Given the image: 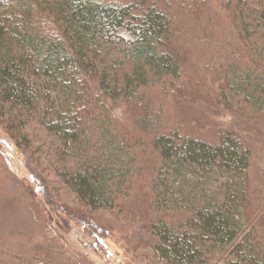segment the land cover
<instances>
[{
    "label": "trees",
    "instance_id": "1",
    "mask_svg": "<svg viewBox=\"0 0 264 264\" xmlns=\"http://www.w3.org/2000/svg\"><path fill=\"white\" fill-rule=\"evenodd\" d=\"M221 12H226L232 39L220 35L216 22L207 26L206 20ZM183 17L187 22H180ZM182 31L198 32L190 44L213 40L219 45L212 58L222 89L216 99L241 108L244 98L229 85L227 74L240 62L233 56L243 52L249 57L245 65L263 75L264 0H0L1 124L34 121L69 142L81 167L67 182L88 211L101 209V174L85 159L97 128L91 120L105 105L101 96L112 102L145 100L141 110L151 115L153 89L185 74ZM176 127L151 130L160 162L180 157L200 167H248L251 150L233 130H217L215 140L208 141ZM262 184L254 190L247 175L222 204L198 210L190 228L153 220L157 257L170 264H206L207 248L234 240L231 215L238 209L249 214L251 233L231 255L240 264H264L254 252L264 245V179ZM153 201L157 204L156 195Z\"/></svg>",
    "mask_w": 264,
    "mask_h": 264
},
{
    "label": "rangeland",
    "instance_id": "2",
    "mask_svg": "<svg viewBox=\"0 0 264 264\" xmlns=\"http://www.w3.org/2000/svg\"><path fill=\"white\" fill-rule=\"evenodd\" d=\"M211 19L207 26L216 22L220 35L232 36L226 12ZM197 35L179 34L187 46L185 74L153 89L151 115L141 110L145 100L112 102L105 93L101 96L105 105L91 120L97 128L85 158L101 174L99 210L88 211L67 182L81 167L69 142L34 121L0 122V264H170L154 250L153 220L190 228L198 210L222 204L239 191L247 175L254 190L263 185L264 73L258 76L245 65L246 53L235 54L233 61L240 62L227 79L244 102L241 108L220 102L221 82L213 76L212 60L219 45L213 40L190 44ZM231 52L226 54L232 57ZM176 126L208 141L215 140L217 130H233L251 150L248 167H200L180 157L160 162L151 130L167 132ZM233 211L234 240L207 248L206 264H240L231 252L251 233V225L249 214ZM254 252L261 260L264 245Z\"/></svg>",
    "mask_w": 264,
    "mask_h": 264
}]
</instances>
